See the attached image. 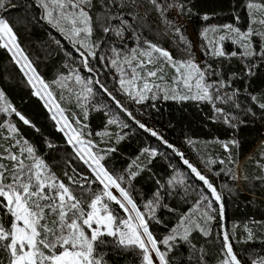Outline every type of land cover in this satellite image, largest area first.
Here are the masks:
<instances>
[{
	"label": "trees",
	"instance_id": "trees-1",
	"mask_svg": "<svg viewBox=\"0 0 264 264\" xmlns=\"http://www.w3.org/2000/svg\"><path fill=\"white\" fill-rule=\"evenodd\" d=\"M167 2L175 5L165 13V18L172 22L171 28L148 0H139L140 19L135 27L142 39L168 50L177 60L187 58L186 47L194 56L191 31L197 41L201 68L210 66L206 81L214 85L210 89L212 100L149 99L142 104L123 101L116 85V71L109 66L108 60L90 58L89 64L94 71H87L73 45L41 18L43 10L36 0H12V5H6L8 10L0 15L13 28L17 42L38 77L49 85L64 117L72 127L82 129L83 138L94 146L92 151L104 156L103 166L114 178H119L121 187L129 192L144 214L158 246L167 251L169 264L221 263L224 232L229 233V242L241 264H253L264 258V109L259 106L264 103V58L259 55L242 57L239 55L242 50L228 41L222 44L225 56L211 55V48L205 49L200 36L206 26L212 25L234 24L246 30L250 23L248 0ZM98 11L99 5L94 0L93 19ZM177 27L179 33L175 32ZM253 27L264 29L258 24ZM94 28L93 39L103 37L95 24ZM108 39L116 47L135 45L131 29L124 33L123 41L115 36ZM260 40V36L253 37L257 53ZM232 52L238 55L233 57ZM98 55L111 56L107 45L101 46ZM249 65L252 66L251 74L248 73ZM76 75L93 89L84 98L78 95L80 88L76 84H69L71 77ZM96 80L112 95L104 92ZM0 91L4 94L0 105H11L30 121L26 125L14 113L0 112V125H3L0 131H4L6 124H14L19 136L35 147L37 155L65 184L69 181L64 173L73 175L75 169V173L93 181V191L102 190L87 165L78 158L73 159V148L67 144L44 103L34 94L20 66L2 46ZM140 124L145 127L141 128ZM153 131L156 136L152 135ZM102 132H105L102 136L97 135ZM224 144L228 145L227 149ZM184 160L213 184L222 197L220 202L212 198L210 190ZM76 194L80 195L79 190ZM201 194L212 199L213 208L217 209L212 213L215 219L207 226L210 235L206 237L193 227L187 241L178 235L167 247L161 245L180 219L196 208ZM90 198V194L84 196L86 201ZM157 199L159 204L152 218L153 214L145 205ZM220 203L224 206L222 216L218 211ZM111 208L116 216L122 213L116 205ZM3 219L9 227L11 218L4 216ZM197 222L204 227V220ZM248 230L252 232V239L248 238ZM105 239L111 241L113 238ZM98 252L105 264H142L138 249H125L109 242ZM0 260L8 264V254L3 250H0Z\"/></svg>",
	"mask_w": 264,
	"mask_h": 264
},
{
	"label": "snow or ice",
	"instance_id": "snow-or-ice-1",
	"mask_svg": "<svg viewBox=\"0 0 264 264\" xmlns=\"http://www.w3.org/2000/svg\"><path fill=\"white\" fill-rule=\"evenodd\" d=\"M36 3L43 10L41 18L73 45L84 68L89 72L94 71L89 64L90 58L100 61L108 60L109 66L118 74L117 83L120 89L135 103L142 104L146 100L155 101L158 98L200 101L213 99L210 89L214 85L206 82V72L210 66L206 65L202 69L192 57L190 48H185L188 54L186 59L177 60L168 50L146 38H141V34L135 27V22L140 19L137 11L140 6L139 0H96L100 11L95 13V19L91 15L94 0H36ZM148 3L171 28L172 22L165 18V13L175 5L168 3L167 0L164 3H161V0H148ZM6 5H12V0H0V12L8 10ZM246 7L250 17L249 27L246 30H241L234 24L213 26L204 30L205 39H208L209 33L215 37L208 39V45H205L206 50L211 46V55L225 56L226 53L222 48L216 47V44L227 40L242 49L239 53L242 57L250 58L259 55L264 58V29L257 30L253 27L257 24L264 26V2L248 0ZM180 10L182 11V8ZM257 13L262 15L258 16ZM204 19L207 20L208 17L205 16ZM94 24L103 33V37L93 39L96 30ZM129 29L135 40L133 47H127L126 44L123 47H116L109 41L110 36L123 41L124 33ZM175 32L179 33L180 28H175ZM221 32L223 34H220ZM255 36L261 37L257 43L259 53L253 47ZM180 39L184 40V37L181 36ZM0 41H4L0 46L12 54L13 60L28 78V83L35 88L36 84L33 83L35 78L44 89H48L49 85L38 77L36 69L32 67L17 42L13 28L2 15H0ZM57 43L59 44V41ZM102 45H107L111 56L98 55ZM230 55L235 57L238 53L232 52ZM251 68L252 66L249 65V74H251ZM169 71L173 73L171 76ZM75 80L77 83H82L79 75L75 76ZM95 83L100 84L109 96L112 95L99 80ZM61 86H63L62 82ZM83 91L91 94L93 89L85 84ZM34 94L40 95V92L36 91ZM51 95L49 91L48 96L51 97ZM112 98L115 99V97ZM3 99L4 94L0 92V100ZM253 99L255 100L256 97ZM117 104L119 105V101ZM259 106L264 109V103ZM57 108L63 112L59 105ZM0 112L14 113L24 124H30V121L11 105H0ZM129 115L131 116V113ZM52 119L56 120L55 114ZM57 123L60 121L57 120ZM2 127L3 125H0V128ZM140 127L145 126L140 124ZM66 128L70 130L65 131ZM59 130L64 132L67 144L74 150L73 159L78 158L87 165L94 174L95 180L103 188L100 192L93 191L91 188L93 181L75 173V169H73V175L64 173L69 181L65 184L52 172L45 160L37 155L35 147L19 136L15 125L8 123L9 134L0 137V141H3L0 143V210H2L0 250L8 254V264H105L98 249L109 242L125 249H138L142 264H157V261L158 264H169L166 259L167 251H162L158 246V242L149 231L144 214L139 211L129 192L121 187L119 178H114L103 166L101 161L104 156L92 151L94 146L91 141L83 138L82 129L72 127L65 118ZM152 135L156 136L157 133L153 131ZM223 146L225 149L228 148L227 144ZM168 147L172 146L168 145ZM13 149L16 150L13 151ZM184 163L206 185L212 198L220 202L222 197L213 184L187 160H184ZM111 187L119 191L122 200L113 195ZM77 190L80 195L76 194ZM86 194H90V200L84 199ZM109 202H115L129 215L123 219L117 217ZM158 204L157 199L145 205L153 214L152 218H155V208ZM127 205H131V208L129 209ZM223 210L224 206L220 203L218 211L221 216ZM216 211L217 209L213 208L212 199L201 194L196 208L183 216L177 227L172 229V235L167 236L160 243L169 245V242L175 240L181 230L183 231L181 238L187 241L193 227L198 228L204 236H209L210 231L207 226L215 219L212 213ZM132 212H135V217L131 215ZM197 213L203 218L204 227L193 219ZM4 216L11 218L9 227L5 226ZM105 237L113 239L108 241ZM248 238L252 239L251 230H248ZM221 251L224 257L221 264H241L233 252L228 232L223 233ZM153 252L155 260L152 257ZM201 253V259H203V250ZM0 264H3L2 260ZM253 264H264V258L253 261Z\"/></svg>",
	"mask_w": 264,
	"mask_h": 264
},
{
	"label": "rangeland",
	"instance_id": "rangeland-1",
	"mask_svg": "<svg viewBox=\"0 0 264 264\" xmlns=\"http://www.w3.org/2000/svg\"><path fill=\"white\" fill-rule=\"evenodd\" d=\"M247 11H248V13H249V10L247 9ZM260 15H262L261 13H260ZM213 26H216V25H212V26H206L205 28H204V30L206 29V28H210V27H213ZM204 30H202V32L200 33V36H202V40H203V43L205 44V45H208V39H214L215 37L213 36V34L212 33H209L208 34V39H205L204 38V36H203V32H204ZM220 34H223V32H221ZM189 37H190V39H191V42H192V47H193V53H194V56H193V58H194V60H195V62L201 67V65H200V57H199V53H198V48H197V41H196V39H195V37L193 36V34L191 33V31L189 32ZM227 41V40H226ZM225 41H223V42H218L217 44H216V47H218V48H222V44L224 43ZM228 42H230V43H232L231 41H228ZM1 43L3 44L4 43V41H1ZM233 44V43H232ZM235 46H237V47H239L238 45H236V44H234ZM209 48H211V46H209ZM242 50V49H241ZM10 53V52H9ZM11 54V53H10ZM11 56H12V54H11ZM17 58H19V57H17ZM26 71H27V69H26ZM30 75H31V73H29ZM173 73L171 72V71H169V76H171ZM27 78V77H26ZM72 79L69 81V84H71V83H73V84H76L77 85V87L78 88H80V91H78V95L80 96V97H82V98H84V97H86V92H84L83 91V89H84V86H85V82H83L82 81V83H77L76 82V80H75V76L74 77H71ZM118 74L116 73V80H118ZM27 80H28V78H27ZM207 82V81H206ZM33 83H35L36 84V87L35 88H33L32 87V85H31V87H32V89H33V92L35 93L36 91H39L40 92V95H36L37 97H39L40 99H41V101L44 103V105H45V107L48 109V111L50 112V114L53 116L54 114L56 115V120H55V123H56V125H57V128L58 129H60L62 126H63V124H64V119H65V117H64V115H63V113L62 112H60L59 111V109L57 108V102L54 100V98H53V96L51 95V97H49L48 96V92H49V89H44L43 88V86L38 82V80H36L35 78H34V80H33ZM67 83V82H66ZM207 83H209V82H207ZM116 85H117V88H118V93H120V96H121V98H122V100L123 101H126V102H134V101H132L130 98H129V96L127 95V94H125L121 89H120V87H119V85H118V83H116ZM1 92V91H0ZM159 99V98H158ZM151 100V99H150ZM176 100H179V99H176ZM0 101H2V100H0ZM46 103H47V106H46ZM60 108V107H59ZM49 109H51V111L49 110ZM57 120L58 121H60V123H57ZM5 129H3L4 131H0V136L2 137V136H6V135H8L9 133L7 132V124H6V126L4 127ZM70 129H68V128H66L65 129V131H69ZM63 135H64V137L66 138V141H67V137L65 136V134H64V132H62V131H60ZM105 132H102V133H99V134H97L98 136H102L103 134H104ZM86 141H88V140H86ZM173 182V181H172ZM102 186V185H101ZM102 188H103V186H102ZM110 190H111V192L113 193V195H116L118 198H120L121 200L123 199L122 197H120V193H119V191L115 188V187H111L110 188ZM110 203V207L111 206H113V205H116L118 208H119V210L122 212L120 215H117V217H119V218H121V219H123V218H126L128 215H129V213H126V212H124V210L123 209H121L120 207H119V205H117L115 202H109ZM126 203V202H125ZM127 207L130 209L131 208V205H127ZM190 212H192V210L190 211ZM131 215L133 216V217H135V212H132L131 213ZM188 215V214H187ZM193 219L194 220H196V221H203V218L200 216V214L199 213H197L196 215H194L193 216ZM94 227H95V225H94ZM172 235V234H171ZM179 235H183V231L181 230L180 231V233H179ZM169 236V235H168ZM167 237V236H166ZM166 237H164V238H166ZM163 238V239H164ZM146 239V238H145ZM146 243H147V240H146ZM161 245H163L162 243H161ZM163 246H165V247H167V245H163ZM152 257H153V259L155 260L156 258H155V253L153 252L152 253ZM157 264H158V261H157ZM219 264H221V263H219Z\"/></svg>",
	"mask_w": 264,
	"mask_h": 264
}]
</instances>
